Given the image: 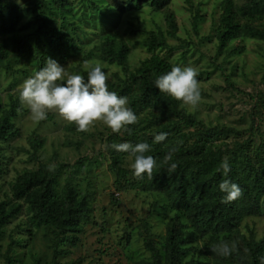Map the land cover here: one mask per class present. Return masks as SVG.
Wrapping results in <instances>:
<instances>
[{"label": "rangeland", "instance_id": "374dc122", "mask_svg": "<svg viewBox=\"0 0 264 264\" xmlns=\"http://www.w3.org/2000/svg\"><path fill=\"white\" fill-rule=\"evenodd\" d=\"M14 1L24 9L19 23L21 28L33 17L34 0ZM233 1L239 10L249 0ZM260 1L263 18L250 21L241 17V23L250 22L264 28V1ZM68 2L69 13L63 29L75 34L80 48L66 56L49 50V58L63 66L66 73L85 76L86 63H101L107 80H116L115 75L123 71L120 66L102 60L100 48L105 31L119 30L131 47L130 68H135L154 52L166 57L172 66L193 67L201 99L196 106L182 103L181 106L212 129L209 142L227 150L225 157L241 143L252 163L263 170L264 38L244 31L219 51L216 33L223 13L221 0H171L166 9L157 11L144 1L139 6L135 2L129 5V0ZM58 10L54 15L55 23L62 27L64 20ZM166 11H172L176 16L177 35L168 37L170 47L150 51L141 45L146 35L133 34L128 27L131 22H144L148 30L166 32ZM20 31L26 32L23 28ZM37 71L36 65L25 57L13 72L0 69L1 105L6 106L10 94L18 97L23 80ZM126 100L129 107V98ZM153 112L159 114L157 109ZM148 113L144 111L136 117L134 128L138 134L149 133ZM11 123L14 134L0 141V199L8 203L13 201L12 185L16 178L27 170L38 168L42 162L62 167L58 189L70 180L82 193H88L90 218L81 221L82 229L74 233V242L61 245L57 264H152V252L147 248L146 240L151 238L162 250L170 219L178 218L181 225L186 223L182 211L171 207L168 193L152 188L145 175L136 177L132 174L133 156L130 153L122 152L119 162L121 169L130 171L128 181L112 168L110 145L131 142L124 128L113 132L97 120L81 131L55 110H48L44 120L35 121L27 106L21 103ZM179 125L183 132L193 129L184 123ZM33 140L40 142L38 149H34ZM79 160L80 166L76 168ZM237 163L242 169L246 164L245 157ZM259 206L257 214L244 216L239 229L247 236L253 234L256 239L264 240V195ZM29 216L24 204L21 211L3 226L0 264L6 263V253L19 260L17 264H34L35 258L40 264L53 262L49 228L33 227ZM209 239L210 235H207L187 245L183 261L193 258L199 264H213L211 255L204 253V243Z\"/></svg>", "mask_w": 264, "mask_h": 264}, {"label": "trees", "instance_id": "16d2710c", "mask_svg": "<svg viewBox=\"0 0 264 264\" xmlns=\"http://www.w3.org/2000/svg\"><path fill=\"white\" fill-rule=\"evenodd\" d=\"M142 1L157 11L166 9L171 0H129L128 3L131 5L135 2L139 6ZM260 3V0H249L236 10L233 0H221L223 13L216 33L219 51L244 31L264 38V28L250 22L241 23V17L250 21L263 18ZM57 8L63 16L62 27L55 23ZM33 11V17L21 27L26 32L21 33L19 23L24 9L14 0H0V69L13 72L25 57L39 71L49 58V50L66 56L80 48L75 34L63 29L69 13L68 0H34ZM165 19L166 32L148 30L144 22H131L128 29L133 34L146 35L141 45L148 50L166 49L170 47L168 37L177 35L178 24L172 11L165 12ZM130 50L131 47L119 30H108L102 34L101 59L120 66L123 71L115 75L116 80L106 79V84L111 91L129 98V107L136 117L144 111L149 112V133L138 134L133 123L124 128L126 136L132 144L145 141L150 145L145 155H151L155 163L151 177L145 175L148 184L168 193L171 207L182 211L186 217V225H181L178 218L170 219L162 250L151 238L146 240V246L152 252V264H199L196 259L184 262L182 258L187 245L207 235H210V239L204 243V253L211 255L213 264H259L258 257L264 256V240L256 239L253 234L247 236L240 231L239 224L244 216L257 214L260 210V200L264 195V159L263 170L260 171L244 153L241 143L229 150L230 155L225 157L227 150L214 147L209 142L213 133L211 128L195 115L187 113L180 101L159 92L152 85L157 75L170 70L171 62L154 52L138 66L130 68ZM1 104L2 99L0 141L14 134L11 121L20 102L18 97L10 94L6 106ZM154 109L159 110V114L153 112ZM180 123L193 129L183 132ZM159 132L167 133L165 140L154 143V135ZM32 144L34 149L40 147L38 140H33ZM170 149L175 151L171 153V159L165 161L164 157ZM122 152L129 153L112 148V168L118 176H125L128 181L130 171L119 166ZM241 157L246 159L242 169L237 163ZM222 160H227L230 165L227 176L223 175L222 170L218 171ZM80 162L76 163V168ZM172 162L176 163V168L168 171V165ZM61 172L62 167L42 162L38 168L27 170L16 178L12 185L13 201L8 203L0 199V236L4 233L3 226L26 204L31 225L47 227L52 235L53 262L50 264H57L61 245L68 241L74 242V233L82 229L81 221L90 218L88 193H82L70 180L58 189ZM224 179L240 188L241 194L230 202L222 200L224 193L218 187ZM221 241L235 243L236 251L227 257L212 251V247ZM5 258V264H17L19 261L9 253L5 254ZM34 264H40L37 258Z\"/></svg>", "mask_w": 264, "mask_h": 264}, {"label": "clouds", "instance_id": "9594fccd", "mask_svg": "<svg viewBox=\"0 0 264 264\" xmlns=\"http://www.w3.org/2000/svg\"><path fill=\"white\" fill-rule=\"evenodd\" d=\"M85 68V76L79 73L68 74L56 60L48 58L39 71L23 80L19 86L18 99L22 105L27 106L31 118L35 121L44 120L48 110H55L63 119L74 122L81 131L87 130L97 120L102 121L113 132H119L133 124L136 115L127 106L126 97L109 90L104 66L101 63H86ZM196 75V70L191 66L173 65L170 70L157 75L152 85L159 92L180 101L183 105L196 106L201 99ZM166 135L165 132L155 134L153 142L165 140ZM110 147L117 151L129 152L133 156L130 168L134 176L151 177L155 161L151 155H145L150 148L147 142L113 143ZM174 151L175 149H170L164 160L169 161ZM175 168V162L168 165V171ZM219 170L227 176L230 171L227 160L221 161ZM218 187L224 193V202H230L241 194L239 186L228 179L222 180ZM236 248L235 243L221 241L212 247V251L227 257L232 255ZM258 260L259 264H264V256L258 257Z\"/></svg>", "mask_w": 264, "mask_h": 264}]
</instances>
